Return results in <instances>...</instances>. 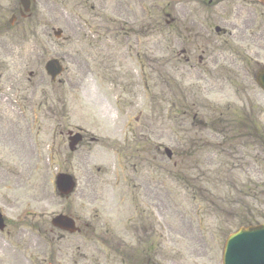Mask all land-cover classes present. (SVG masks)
Listing matches in <instances>:
<instances>
[{"label": "rangeland", "instance_id": "obj_1", "mask_svg": "<svg viewBox=\"0 0 264 264\" xmlns=\"http://www.w3.org/2000/svg\"><path fill=\"white\" fill-rule=\"evenodd\" d=\"M202 4L31 0L22 20L18 0H0V54L12 55L15 95L32 106L0 111V212L7 230H42L29 248L34 263L123 264V246L139 237L158 246L161 264H221L230 233L264 223L261 156L209 120L236 95L200 92L198 57L216 52L199 39ZM164 14L176 18L172 31L158 27ZM50 59L64 68L59 84L45 74ZM251 96L264 131V95ZM62 127L86 135L74 152ZM59 173L77 183L67 199L55 191ZM60 213L81 232L50 231ZM21 256L0 264H24Z\"/></svg>", "mask_w": 264, "mask_h": 264}, {"label": "flooded vegetation", "instance_id": "obj_2", "mask_svg": "<svg viewBox=\"0 0 264 264\" xmlns=\"http://www.w3.org/2000/svg\"><path fill=\"white\" fill-rule=\"evenodd\" d=\"M199 1L196 0L197 3ZM202 3V11L199 13L203 20L197 22L201 24L199 27L202 30L199 39L202 44L216 52L209 53L206 57H198V64L204 68L205 81L200 87V92L204 94L231 92L236 95L235 110L230 114L232 124L236 127L234 137L240 142H250L251 152L256 156L260 152L264 157V133L261 130L263 108L258 107L251 96L259 90L255 78L259 71L264 69V0H202ZM209 11H212V14ZM17 14L20 16V8L17 9ZM190 21L195 22L193 17H190ZM163 25L165 29L172 31L176 25V18L164 14L159 19L158 27ZM159 30L162 31L161 28ZM2 45L0 41L1 48ZM200 52L205 54V51ZM12 60L11 54H0V111L6 108H24L25 105L32 107L25 97L15 95V92L22 94L23 91L15 87L16 77L12 74L14 70ZM188 60L186 58L185 61ZM60 99L59 96V102ZM47 103L44 101V105ZM53 106L55 103L48 111L58 116L60 113ZM220 115L219 123L226 122L225 114ZM65 133L67 136L69 131L62 127L58 135L64 136ZM258 142L262 147L260 151L257 147ZM5 222L8 226V222L6 220ZM41 231L14 228L0 231V262L10 260L17 251H20L24 264H35L29 248L32 247L34 237L39 239L43 237L40 235ZM142 241L143 239H140V244ZM145 243L148 249L143 248L140 251L139 247L137 259L130 254L132 252L130 248L125 246L127 261L124 264H161L158 246L154 247L148 239L143 241V245ZM51 260L54 261L53 258Z\"/></svg>", "mask_w": 264, "mask_h": 264}, {"label": "water", "instance_id": "obj_3", "mask_svg": "<svg viewBox=\"0 0 264 264\" xmlns=\"http://www.w3.org/2000/svg\"><path fill=\"white\" fill-rule=\"evenodd\" d=\"M25 13L29 12L30 3L28 0H20ZM62 32L60 30L54 33L55 38L59 39ZM46 74L54 82L63 69L59 61L52 59L45 65ZM259 87L264 91V71L257 78ZM69 150L74 151L76 145L81 141L80 135L72 136L69 139ZM168 158L171 157L170 151L166 150ZM55 187L60 197H68L75 189V182L68 174H59L55 180ZM52 226L64 230L70 234L79 232L75 227L74 221L64 215H58L51 220ZM0 229L3 224L0 216ZM222 264H264V225L257 227L243 228L230 235L226 240Z\"/></svg>", "mask_w": 264, "mask_h": 264}]
</instances>
